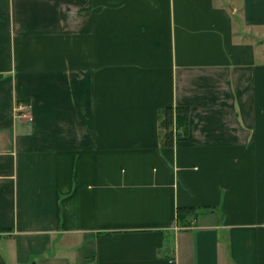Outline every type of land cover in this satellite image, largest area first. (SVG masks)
I'll return each mask as SVG.
<instances>
[{"label": "crops", "instance_id": "crops-1", "mask_svg": "<svg viewBox=\"0 0 264 264\" xmlns=\"http://www.w3.org/2000/svg\"><path fill=\"white\" fill-rule=\"evenodd\" d=\"M0 231V264H264V0H0Z\"/></svg>", "mask_w": 264, "mask_h": 264}, {"label": "trees", "instance_id": "trees-1", "mask_svg": "<svg viewBox=\"0 0 264 264\" xmlns=\"http://www.w3.org/2000/svg\"><path fill=\"white\" fill-rule=\"evenodd\" d=\"M160 129H161V134L163 137V143L165 146H171L173 145L174 141V132H173V109L172 108H166L162 110V113H160ZM190 210L186 209H180L179 210V215H178V220L182 219L183 217H188L190 216ZM2 232V231H0Z\"/></svg>", "mask_w": 264, "mask_h": 264}, {"label": "built area", "instance_id": "built-area-1", "mask_svg": "<svg viewBox=\"0 0 264 264\" xmlns=\"http://www.w3.org/2000/svg\"><path fill=\"white\" fill-rule=\"evenodd\" d=\"M18 115L24 118H29L30 114L27 112V107L25 104H19L17 107Z\"/></svg>", "mask_w": 264, "mask_h": 264}]
</instances>
